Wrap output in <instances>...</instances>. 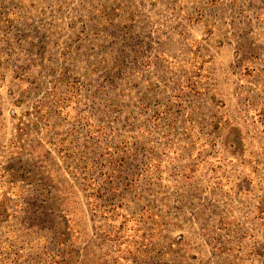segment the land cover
<instances>
[{"label": "rangeland", "instance_id": "374dc122", "mask_svg": "<svg viewBox=\"0 0 264 264\" xmlns=\"http://www.w3.org/2000/svg\"><path fill=\"white\" fill-rule=\"evenodd\" d=\"M0 264H264V0H0Z\"/></svg>", "mask_w": 264, "mask_h": 264}]
</instances>
